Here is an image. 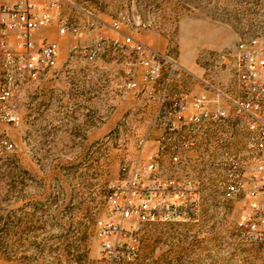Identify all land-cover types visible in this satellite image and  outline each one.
Masks as SVG:
<instances>
[{
  "label": "rangeland",
  "instance_id": "1",
  "mask_svg": "<svg viewBox=\"0 0 264 264\" xmlns=\"http://www.w3.org/2000/svg\"><path fill=\"white\" fill-rule=\"evenodd\" d=\"M64 11L75 19L98 18L120 41L129 35L172 56L196 75L191 79L187 74L195 93L204 91L208 82L231 97L240 94L235 79L239 42L257 39L255 49L264 57V0H67ZM115 22L119 31L112 28ZM143 23L151 27L143 28ZM47 30L53 40L65 42L60 59H68L73 45L89 43L87 33L61 36L56 23L40 30L42 40L48 39ZM98 59L109 60L119 79L133 77L125 47L115 54L103 51ZM135 71L139 81L141 73L137 67ZM67 74L75 77V69L68 68ZM45 92L43 81L24 88L10 102L21 125L0 123V136L14 144L9 149L0 142V264H264V190L250 194L255 167L248 150V116L224 101L225 166L239 158L243 183L228 198L221 186L225 166L218 146L190 172L171 159L169 148L152 142L140 147L141 139L149 141L162 131L158 120L149 128L152 117L139 111L129 113L131 122L122 117L111 130L102 131L97 146H88L77 139L87 132L75 122L62 132L47 130ZM135 92L134 109L144 106ZM166 122L171 123L167 117ZM52 133L65 139L51 140ZM151 160L158 169L146 179L180 176L200 181L197 221L142 222L121 215L111 196L121 185L123 168ZM125 197L119 191L116 198L124 203ZM100 222L122 231L106 238Z\"/></svg>",
  "mask_w": 264,
  "mask_h": 264
},
{
  "label": "built area",
  "instance_id": "2",
  "mask_svg": "<svg viewBox=\"0 0 264 264\" xmlns=\"http://www.w3.org/2000/svg\"><path fill=\"white\" fill-rule=\"evenodd\" d=\"M67 0H0V123L20 126L22 118L10 104L21 91L36 82L50 80L61 73L58 65L60 43L58 40H36L42 28L56 23L61 36H80L102 26L101 20L92 18L80 20L62 15ZM143 28L151 24L143 23ZM119 23L112 26L119 31ZM257 39L241 41L237 45L235 79L240 94L229 96L218 86L204 82L205 90L197 93L182 92L172 96L171 87L189 74L178 60L160 53L147 44L126 35L119 38L97 36L85 46L73 45L69 49L67 61L81 56L94 62L103 51L118 52L120 47L130 54L129 73L131 79L121 83L124 91H148L150 98L166 108V134L160 141L161 148H169L171 159L179 165L190 162L201 163L210 155L209 143L205 140V129L212 124L223 123L228 116L224 101L251 120L248 138L249 155L254 163L255 187L252 196L264 190V57L256 51ZM264 50V44L261 46ZM141 65L144 71L135 78V67ZM163 119L158 115L156 121ZM146 139L139 142L142 149ZM0 142L7 148L13 142L0 136ZM164 143V144H163ZM192 154V155H191ZM227 152L220 155L222 165H227ZM241 160L232 159L230 166L224 167L221 186L226 197L232 198L243 187L241 181ZM158 169V163L151 160L147 164L123 168V179L111 200L124 218L136 216L142 222L161 220L165 222H195L200 215L201 183L190 177L175 176L162 179H146V175ZM125 194V201H118L117 194ZM140 199L135 203V199ZM252 207L258 203L253 201ZM104 237L119 234L122 228L99 223ZM254 228L255 226L252 225ZM108 249L110 243H106Z\"/></svg>",
  "mask_w": 264,
  "mask_h": 264
},
{
  "label": "crops",
  "instance_id": "3",
  "mask_svg": "<svg viewBox=\"0 0 264 264\" xmlns=\"http://www.w3.org/2000/svg\"><path fill=\"white\" fill-rule=\"evenodd\" d=\"M62 15H66L65 11ZM51 32L47 30L45 33L48 34L49 40H53ZM43 34L44 32H37V42L42 40ZM99 35L106 38L115 37L113 32L102 26L89 31L86 34V41L90 43L92 39ZM64 43L61 42L60 44V54L64 51ZM58 65L61 73L57 77L43 81L46 87L44 114L47 130L62 132L66 130L68 124L75 122L81 126L83 131L87 132V134H82V137L77 139L83 141L88 146L95 147L101 140L102 131L111 130L122 117L131 122L129 113L132 114V111H139L140 115L152 117V119L150 118L152 121L148 125L149 128L155 125L158 115L163 116V119L159 120L161 134H158L154 139L146 141L145 145L147 148L148 144L152 142L153 144L156 143V146L159 147L160 141L167 130L165 119L166 108L151 99L148 91L134 90L139 91L135 92V94L139 95V99L144 101V106L134 109L133 103L136 98L132 96V91H124L120 87L123 80L122 78L119 79L111 71L110 67H112V63L109 60L98 59L94 62H89L82 58L72 61L59 58ZM136 67L140 73L144 71L143 66L138 64ZM68 68L75 69V77L67 74ZM191 75L193 76L191 79L196 78V75ZM72 79H76V81L74 82ZM192 86L190 77L188 75L184 76L171 87V94L174 96L185 91L195 93ZM50 139L57 141L65 138L64 136L52 133ZM227 139L228 126L226 124H212L206 127L205 140L209 143L210 154L213 152V147L216 146L220 148V155L226 152L225 144ZM194 166L196 164L190 162L187 168L192 172L191 169Z\"/></svg>",
  "mask_w": 264,
  "mask_h": 264
}]
</instances>
